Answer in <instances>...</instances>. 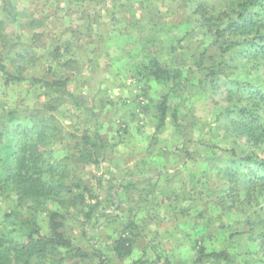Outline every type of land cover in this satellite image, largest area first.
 Wrapping results in <instances>:
<instances>
[{"label": "rangeland", "instance_id": "374dc122", "mask_svg": "<svg viewBox=\"0 0 264 264\" xmlns=\"http://www.w3.org/2000/svg\"><path fill=\"white\" fill-rule=\"evenodd\" d=\"M187 1L0 0L3 62L14 73L23 67L27 78L5 84L0 72V113L16 110L22 121L35 125L44 118L52 121L50 127L60 130L59 139L50 148L58 160L73 151L87 130L98 128L107 142L106 159L100 166L75 163L71 169L77 180L100 196L101 210L109 207L112 199H117L118 206L84 226L79 207L46 204L39 215L45 231L49 211L56 210L65 216L60 219L64 231L76 246L105 248L110 244L108 237L119 233L135 215L139 237L133 254L120 260L107 251L114 264H131L138 258L147 264H164L165 260L194 264L201 248L206 253L224 250L231 254L229 262L205 259L202 264H264V257L256 253L264 199L254 196L240 209L236 204L229 207L227 201L235 200L228 195L230 184L219 179L215 168L229 161L230 148L235 145H246L264 156V144H248L246 136L234 133L226 115L236 101L229 83L237 79L264 86V67L235 62L234 68L226 71L216 69L217 83L208 79L205 84V73L189 58L202 52L210 39L202 37L195 20L200 16L192 10L194 4L184 7ZM225 1L206 3L212 10ZM5 8L24 15L10 23ZM31 15L36 26L43 25L33 29L21 25L28 23ZM173 45L176 52H172ZM57 46L61 53L65 46L70 49L61 62L52 57ZM24 49L30 52L29 61L20 56ZM150 57L180 68V84L172 88L173 82L158 81L144 70L138 76L134 66L141 68ZM70 59L77 63L65 67ZM56 77L67 80L69 91L88 96L95 116L68 105L45 110L49 98L31 78ZM173 89L166 127L157 134L158 104L162 95ZM174 113L179 125L173 122ZM121 184L125 188H120ZM245 198L244 194L241 199ZM222 199L224 203L219 204ZM76 262L67 259L63 264Z\"/></svg>", "mask_w": 264, "mask_h": 264}, {"label": "trees", "instance_id": "16d2710c", "mask_svg": "<svg viewBox=\"0 0 264 264\" xmlns=\"http://www.w3.org/2000/svg\"><path fill=\"white\" fill-rule=\"evenodd\" d=\"M195 1L188 0L184 7L194 4L193 9H190L199 14L200 17L195 20L201 27L202 37L209 38L210 43L189 60L196 62L198 69L205 73V84H208V79L217 83L219 76L216 69L226 71L234 68L235 62L244 63V66L257 64L258 68L264 67V0H227L212 10L207 6V0ZM4 12L10 23H17L20 21L19 17L24 15L23 12H15L10 8H5ZM32 16L34 15L29 17L28 23L21 25L33 29L37 20ZM42 25L39 23L36 27ZM35 37H39V34H35ZM172 47V52H176L175 45ZM69 51V46H65V53H61V46H57L52 52L53 60L61 62L65 55V58L69 56ZM29 53L24 49L20 54L22 60L29 61ZM65 62V67H72L77 63L73 59ZM134 67H137L138 76L147 72L158 81L173 82L172 88L180 84L182 70L164 65L159 58L150 57L148 61L144 60L141 68L138 69V65ZM17 69L16 73L10 71L0 53V72L5 78V84L27 80L23 75L24 68ZM31 80L40 84L49 98L44 103L45 110H57L68 105L95 116L94 108L89 106L88 96L69 91L67 80L63 77ZM229 85L230 94L235 95L236 101L226 115L230 118L234 133L246 136L248 144H264V86L261 82L237 79ZM174 90L162 95L158 104L157 134L166 127ZM47 119L44 118L35 125L34 122L22 121L16 110H3L0 113V264H63L67 259H77L76 264L85 261L114 264L106 254L107 251L113 252L120 260L130 258L139 237L135 233L138 228L133 219L135 215L128 218L119 233L108 237L110 244L107 247L94 246L92 250H85L74 244L60 220L65 216L56 210L48 213L47 230L41 226L39 215L45 210L46 204L54 203L61 208L79 207L84 226L89 225L94 218L98 220L99 217L107 216L104 212L108 208L118 206L117 199H112L109 207L101 210L100 196L94 195L82 180H77L71 169L75 163L100 166L105 161L107 142L104 135L98 128L94 132L85 131L78 138L73 151L58 160L52 157L53 151L50 148L59 139L60 130L50 127L53 122ZM172 119L179 125L176 113L172 115ZM245 146L241 145L238 149L236 145L231 147L229 161L225 165L215 166L219 179L230 184L228 195L234 196L235 200L227 201L229 207L236 204L235 207L239 209L245 202L248 203L247 199L254 196L264 199V156ZM239 149L241 153H238ZM122 187L123 184L120 185ZM244 194L246 198L242 200ZM221 203H224V199L219 204ZM97 214L100 215L95 217ZM263 218L259 216L258 220L259 226L263 227L258 232L259 250L256 252L262 257ZM205 259L229 262L231 254L224 250L206 253L201 248L194 264H202ZM147 263L143 258H138L131 264ZM164 264L174 263L165 260Z\"/></svg>", "mask_w": 264, "mask_h": 264}]
</instances>
